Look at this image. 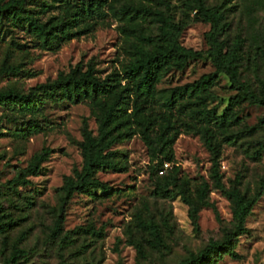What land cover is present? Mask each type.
<instances>
[{"label":"rangeland","instance_id":"rangeland-1","mask_svg":"<svg viewBox=\"0 0 264 264\" xmlns=\"http://www.w3.org/2000/svg\"><path fill=\"white\" fill-rule=\"evenodd\" d=\"M206 4L225 10L229 25L221 39L230 47L241 41L239 76L255 83L252 60L264 44V0ZM124 6L160 11L183 27L178 37L182 46L204 53L184 67L177 61L164 66L145 103L131 92L134 50L140 45L161 49L166 42L156 15L136 16L124 12ZM23 14L53 28L55 36L45 40L25 19L0 18V69L15 67L0 73V92L37 101L33 108L0 103V218L12 224L0 233V264L14 249L23 255L13 264H178L211 239L222 240L235 220L230 200L214 188L203 130L219 145L225 188L248 198L260 195L246 219L247 232L235 246L237 257L223 254L201 264H264V152L258 161L245 152L264 144V106L235 100L238 91L223 73L206 91L186 96L173 107L164 104L167 90L215 72L206 53L211 25L191 9L190 0H26ZM257 60V72L264 77V56ZM77 67L80 72L92 69L100 79L109 77L117 91L124 89L131 97L120 129L127 135L112 147L121 156L123 170L100 171L104 190L76 194L63 204L64 179L82 165L83 128L98 134L100 105L107 102L45 93L46 85ZM208 110L210 122L200 113ZM251 127L253 134L237 144L223 140L228 133ZM38 154L44 155L39 169L20 184H11ZM171 182L175 185L166 192L157 189ZM205 184L209 205L199 195ZM140 220L156 224L161 241L141 228Z\"/></svg>","mask_w":264,"mask_h":264},{"label":"trees","instance_id":"trees-1","mask_svg":"<svg viewBox=\"0 0 264 264\" xmlns=\"http://www.w3.org/2000/svg\"><path fill=\"white\" fill-rule=\"evenodd\" d=\"M26 0H0V18H10L11 20L25 19L28 28L38 37L49 40L55 36L53 28H48L46 24L40 22L37 18L24 15ZM191 9L194 10L199 18L207 21L211 25L210 31L206 34L209 45L206 51L215 67V72L205 74L192 83L171 88L166 91L164 104L167 107H173L177 101L182 100L186 96H193L206 91L215 80L217 74H225L231 85L238 93L233 97L237 101H248L252 104L264 106V77H260L258 69V57L264 56V44L258 46V52L252 60V69L254 71V82L250 80H242L239 76V52L241 41H235L230 47L227 41L221 39L225 28L229 25L225 21V10L220 5L208 6L206 0H190ZM124 12H131L134 15H156L160 25L161 36L166 44L161 49H153L148 45L136 46L133 58L129 65V73L134 78L132 94L138 100L145 103L149 97L154 94L155 85L159 72L170 62L177 61L179 67H184L190 60H195L203 56L202 51L186 48L182 46L178 40L183 27L169 21L163 13L144 6H124ZM15 70V67L3 65L0 73L4 74ZM257 85V89H255ZM44 91L50 97L56 93L66 98L80 99L90 98L97 100L98 98H106L107 102H102L100 112L98 113V134L94 135L85 126L83 128V140L80 144L82 153V165L75 168L71 175L65 177L62 185V203L65 204L76 194L90 193L96 189L104 190L106 184L99 179L97 174L100 171H122L121 156L112 149L113 145L126 137L127 133L120 131L123 126V116L126 114L131 94H127L124 89L117 91L115 83L108 77L100 79L93 74L92 69L86 72H80L77 67L67 76L59 77L54 83L45 86ZM14 101L26 108H33L37 101L21 94H7L0 92V103ZM206 122L211 121L212 112L200 111ZM254 127L245 128L237 133H228L224 136V141L231 144H237L241 138L253 134ZM202 138L212 155V167L210 176L213 180L214 188L221 191L232 204L234 228L226 233L222 240L211 239L207 246L199 253H192L178 264H201L209 261L214 256L228 254L237 257L235 246L238 243L239 236L247 232L245 222L250 214L258 193L253 198L241 194L236 189L228 190L222 183V175L219 171L220 151L219 145L213 140V137L205 130L202 131ZM247 155L258 161L263 152L264 144H258V148L252 152L245 149ZM44 155L38 154L30 162L28 167L15 179L12 180L13 185L20 184L21 180L27 175L35 173L43 160ZM175 183H165L157 186L159 191L166 192L170 186ZM209 187L207 184L200 187V200L204 205L210 203L206 200V193ZM185 199L184 190L180 189ZM17 192V191H15ZM186 200V199H185ZM0 207V213L2 212ZM61 217L55 221V230H58ZM141 228L148 230L155 240L161 241V233L158 226L144 220L139 222ZM11 222L3 221L0 218V233L6 232L11 228ZM139 253L144 257V250L139 248ZM23 251L14 249L10 258L3 264H13Z\"/></svg>","mask_w":264,"mask_h":264}]
</instances>
